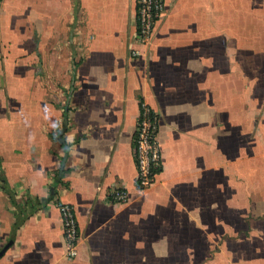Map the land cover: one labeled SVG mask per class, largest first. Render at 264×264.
I'll use <instances>...</instances> for the list:
<instances>
[{
	"label": "crops",
	"instance_id": "obj_1",
	"mask_svg": "<svg viewBox=\"0 0 264 264\" xmlns=\"http://www.w3.org/2000/svg\"><path fill=\"white\" fill-rule=\"evenodd\" d=\"M164 7L131 58L136 0L0 1V264H264V0ZM140 101L159 114L146 191Z\"/></svg>",
	"mask_w": 264,
	"mask_h": 264
},
{
	"label": "built area",
	"instance_id": "obj_2",
	"mask_svg": "<svg viewBox=\"0 0 264 264\" xmlns=\"http://www.w3.org/2000/svg\"><path fill=\"white\" fill-rule=\"evenodd\" d=\"M164 11V0H136L135 33L131 41L133 48L129 52L131 58L140 55L139 50L134 47L143 48L150 44L164 16ZM139 103L140 113L133 138V157L136 166V185L140 191H146L154 185L160 167L157 143L159 114L144 102ZM108 196L110 203L126 204L128 201L123 189H112ZM57 208L66 246L65 256L72 259L80 241L73 208L60 202H57Z\"/></svg>",
	"mask_w": 264,
	"mask_h": 264
},
{
	"label": "water",
	"instance_id": "obj_3",
	"mask_svg": "<svg viewBox=\"0 0 264 264\" xmlns=\"http://www.w3.org/2000/svg\"><path fill=\"white\" fill-rule=\"evenodd\" d=\"M61 134L59 135V138H61ZM65 159H66V155L63 157V160H62V168L64 166V163H65ZM61 173V172H60ZM60 175L59 174V178L57 179V181L60 179ZM9 245V244H8ZM8 245H6L4 248L0 249V256L6 251V249L8 248Z\"/></svg>",
	"mask_w": 264,
	"mask_h": 264
}]
</instances>
